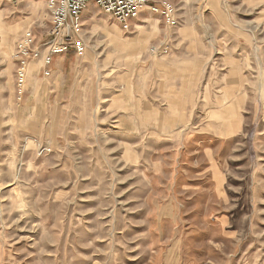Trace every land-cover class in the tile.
Returning <instances> with one entry per match:
<instances>
[{"label": "rangeland", "instance_id": "374dc122", "mask_svg": "<svg viewBox=\"0 0 264 264\" xmlns=\"http://www.w3.org/2000/svg\"><path fill=\"white\" fill-rule=\"evenodd\" d=\"M148 1L177 26L93 5L84 56L18 101L17 44L51 20L0 0V264H264V0Z\"/></svg>", "mask_w": 264, "mask_h": 264}, {"label": "built area", "instance_id": "2783aa9c", "mask_svg": "<svg viewBox=\"0 0 264 264\" xmlns=\"http://www.w3.org/2000/svg\"><path fill=\"white\" fill-rule=\"evenodd\" d=\"M16 5L21 0H2ZM51 25L45 42L37 43L32 30L27 31L17 44L14 59L17 63L16 88L22 100L24 87L27 84L29 66L32 62H41L40 73L46 77L51 75V66L55 57L74 51L83 55L87 43L83 37V14L96 5L102 12L115 19L125 32L138 28L136 23L143 21L144 12L160 14L170 28L178 24L177 9L168 2L160 5L150 4L148 0H46ZM167 43L156 44L150 48V55L162 57L169 54Z\"/></svg>", "mask_w": 264, "mask_h": 264}, {"label": "crops", "instance_id": "0c3cea01", "mask_svg": "<svg viewBox=\"0 0 264 264\" xmlns=\"http://www.w3.org/2000/svg\"><path fill=\"white\" fill-rule=\"evenodd\" d=\"M91 6H93V4L92 5H90V7ZM69 52H71V51H69ZM74 52V51H73ZM75 53V52H74ZM61 56H64V55H61ZM79 56H84V55H79ZM39 63H41V62H32L31 64H30V66H29V69L31 70L32 69V75L33 74H38L37 75V77H39V75H42L41 73H40V68H41V66H42V63H41V65L39 66ZM53 66V65H52ZM52 66H51V69H52ZM39 68V69H38ZM39 70V71H38ZM31 74V73H30ZM47 79H49V78H45V77H43V79L42 80H40V79H38L37 78V80L35 81V84L39 87V89H38V91H37V93H40L39 91L40 90H42V92H43V89H45V92H53L54 91V85H52V84H50L48 81H46ZM16 85V84H15ZM26 89H27V86H26ZM25 96H26V91H25ZM33 96H35V95H33ZM36 96H37V94H36ZM51 96V95H50ZM37 98V97H36ZM40 100V99H39Z\"/></svg>", "mask_w": 264, "mask_h": 264}, {"label": "bare ground", "instance_id": "6f19581e", "mask_svg": "<svg viewBox=\"0 0 264 264\" xmlns=\"http://www.w3.org/2000/svg\"><path fill=\"white\" fill-rule=\"evenodd\" d=\"M31 7L33 6L35 9L38 8V5H34V4H29ZM20 26V25H19ZM20 28V27H19ZM15 30V29H14Z\"/></svg>", "mask_w": 264, "mask_h": 264}]
</instances>
